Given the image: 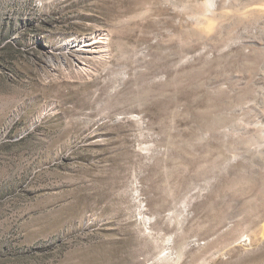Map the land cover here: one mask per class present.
<instances>
[{
	"label": "rangeland",
	"instance_id": "obj_1",
	"mask_svg": "<svg viewBox=\"0 0 264 264\" xmlns=\"http://www.w3.org/2000/svg\"><path fill=\"white\" fill-rule=\"evenodd\" d=\"M263 230L264 0H0V264H264Z\"/></svg>",
	"mask_w": 264,
	"mask_h": 264
},
{
	"label": "bare ground",
	"instance_id": "obj_2",
	"mask_svg": "<svg viewBox=\"0 0 264 264\" xmlns=\"http://www.w3.org/2000/svg\"><path fill=\"white\" fill-rule=\"evenodd\" d=\"M66 51H70L75 56V64L78 70L88 72L91 66L90 59H104L109 50L108 34L103 31L94 32L83 37H74L66 41L64 45ZM264 236V230H263Z\"/></svg>",
	"mask_w": 264,
	"mask_h": 264
}]
</instances>
